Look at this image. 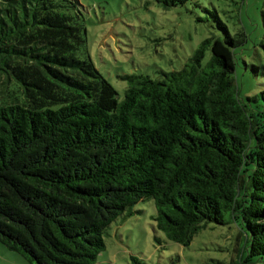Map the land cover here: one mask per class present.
I'll return each mask as SVG.
<instances>
[{
	"label": "trees",
	"instance_id": "16d2710c",
	"mask_svg": "<svg viewBox=\"0 0 264 264\" xmlns=\"http://www.w3.org/2000/svg\"><path fill=\"white\" fill-rule=\"evenodd\" d=\"M156 2L196 6L215 32L179 70L119 76L118 101L83 58L78 0H0V243L29 264H94L106 228L144 200L166 240L233 223L229 264H264V33L247 49L215 6ZM259 18L264 31V2ZM250 49L253 95L234 78Z\"/></svg>",
	"mask_w": 264,
	"mask_h": 264
},
{
	"label": "rangeland",
	"instance_id": "374dc122",
	"mask_svg": "<svg viewBox=\"0 0 264 264\" xmlns=\"http://www.w3.org/2000/svg\"><path fill=\"white\" fill-rule=\"evenodd\" d=\"M200 1L208 8L215 6L231 32L243 28L248 36L244 47L258 44L264 33L259 18L264 0H246L239 9L232 0ZM78 2L86 29L83 58L89 56L116 90L118 101L127 86L119 76L141 73L154 78L160 70H179L199 44L215 32L209 20L205 21L208 14L192 4L166 10L156 0ZM257 50L261 53L259 47ZM251 53V49L238 53L234 78L243 94L253 95L260 91L257 79L243 63H252ZM154 215L152 200H144L131 208L129 216L113 222L103 234L105 250L94 264H136L132 257L140 264H229L242 248L233 223H209L188 247H182L155 229ZM0 264L29 263L0 243Z\"/></svg>",
	"mask_w": 264,
	"mask_h": 264
}]
</instances>
